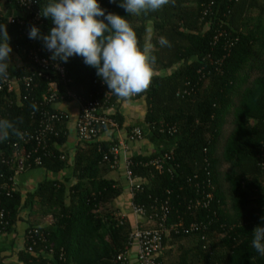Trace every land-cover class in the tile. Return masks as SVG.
I'll return each instance as SVG.
<instances>
[{"label": "trees", "instance_id": "obj_1", "mask_svg": "<svg viewBox=\"0 0 264 264\" xmlns=\"http://www.w3.org/2000/svg\"><path fill=\"white\" fill-rule=\"evenodd\" d=\"M210 1L174 0V4L159 11L137 17L127 15L118 6L120 0H98L105 14L111 12L129 20L141 48L147 32L152 30L149 43L156 57L154 75L149 89L133 99L145 97L150 129L157 137L175 143L165 151H173V176L141 165L157 154L132 157L134 175L146 181L133 201L150 208L155 198L169 196V222L180 216L187 224H206L205 230L166 237L161 257L164 262L264 264V256L252 247L253 230L264 227V169L260 165L264 142V0H214L216 14L203 17V6ZM48 2L37 0L34 11H29L15 0H0V25H6L12 48L9 55L19 59L14 69L9 67V73L12 77L32 74L30 87L20 84L14 92H7L6 88L0 91V119L16 122L21 132L36 130L43 112L56 109L44 101L51 81L59 83L62 101L69 100L68 90L84 99L99 98L108 107H116L122 100L109 91L96 69L86 65L81 56L63 61V79L38 75L28 49L37 47L43 55L52 54L45 47L43 36L54 24L42 15L39 36L29 43L18 20L33 16L37 10L42 13ZM220 22L231 39L237 41L225 59L223 73L202 79L198 70L207 65L205 56L211 54L214 59L225 54L224 40L218 47L212 44ZM161 36L167 37L171 48L159 44ZM169 70L173 71L166 73ZM193 85L195 90L183 95ZM114 117L121 126L122 117L118 113ZM229 117L232 129L224 137ZM164 124L177 126V134H160L159 128ZM55 127L59 135L49 139L53 154L43 157L39 167L60 172L69 167L55 146L67 141L66 122ZM16 140V136H10L0 141V157L12 152L7 143ZM222 141V154L218 155ZM114 144L93 142L79 146L74 161L75 184L67 187L57 180H44L34 192L25 195L13 183L16 169L0 163V210H4L7 222L5 227L0 225V233L24 220L31 226H40L48 235L46 243L35 244L34 253L24 246L18 253V264H129V260L118 261L117 257L125 251L133 226L114 207L122 188L105 177L112 169L103 160V152ZM31 146L35 144L28 147ZM224 166L228 167L226 171ZM207 171L215 185V201L209 210H188L189 201L197 195L195 185L206 178ZM25 210L27 215L23 218ZM45 219H49L47 224ZM48 249L53 250L51 257Z\"/></svg>", "mask_w": 264, "mask_h": 264}, {"label": "built area", "instance_id": "obj_2", "mask_svg": "<svg viewBox=\"0 0 264 264\" xmlns=\"http://www.w3.org/2000/svg\"><path fill=\"white\" fill-rule=\"evenodd\" d=\"M21 7L26 8L29 11H34V7L37 5V0H15ZM214 0H211L207 5L203 6V17H211L215 15L213 9ZM42 14L39 10L29 18L21 17L18 20V24L23 34L28 38L29 43H32L33 38L29 37V32L32 26L38 28V25L42 23L40 20ZM12 22L15 19H11ZM215 30L213 36V46H219L221 40L225 54L212 59V55L205 56V64L201 65L198 72L202 75V79L216 73H223V64L225 59L230 56L232 48L237 40H233L230 37V33L222 26ZM28 56L31 62L34 63L38 75H46L47 79H50L51 75L59 76L63 79L66 75V67L63 61L57 59L53 60L52 54L43 55L40 48L30 47L28 49ZM32 83L31 75H22L20 77H12L8 70V77L5 80H0V91L7 89V92H14L20 84H24L30 87ZM196 85L192 88H188L183 92L184 94H190L195 90ZM67 97L69 100L75 101L79 104L80 111L76 121V132L79 142L82 145L93 143L99 136V133L105 129L116 130L119 128L118 121L114 117L115 114L109 112L106 101H102L99 98H93L91 100L84 99L72 90H68ZM135 97V96H134ZM64 98L61 94V90L58 82L51 81L48 94L45 95L44 101L47 104H56ZM133 99V97L131 98ZM70 118L69 114L62 110H46L42 114V119L39 127L32 131H23V138L13 142H8V146L12 150L11 153L2 155L0 157V163L14 167L15 175L23 173L27 168L32 166L39 167L42 165L43 157L53 154V150L50 148L49 139L51 136H58L59 131L55 127V124H63ZM178 132V128L175 125L164 124L159 128V133L168 136H174ZM144 136L143 130L140 127L133 128L127 135L129 142H135L141 140ZM32 143L34 147H28ZM128 149V143L118 142L112 145L107 151L103 152V160L110 163L111 169H117L119 165V153ZM173 151L164 152L158 154L156 157L141 163L143 166H153L158 171H166L169 175L173 176L175 172V164H173ZM61 159H65V156H61ZM132 158H127L125 162V172L130 182V189L132 193L131 208L133 213L148 221L149 226L145 227L142 224H138L133 228L130 234V240L125 248V251L118 255L117 260L127 262L128 252L133 243L138 245V261L139 264H173L164 262L162 260V254L164 251V240L166 237L173 234L188 233L199 230H205L207 228L204 222L196 223L191 222L187 224L183 217L178 216L176 221L169 222L171 212L170 197L155 198L153 204L147 207L145 204H136L133 201L134 194L139 191H143L144 183L146 181L140 180L133 172ZM261 167L264 169V142L262 144V155L260 161ZM197 179L198 177L195 176ZM14 183V180H13ZM12 185H9V187ZM14 187V185H13ZM12 187V188H13ZM3 189V187H0ZM8 189V185L5 186ZM196 197L189 201L188 210L201 209L209 210L215 201L214 190L215 185L211 179V173L207 171L206 178L196 183ZM170 194V192H168ZM118 215L124 219V216ZM5 212L0 210V225L5 227L7 222L4 221ZM47 233L41 229L40 226H28L24 235V246L28 252L34 253V246L38 242H47ZM48 255H53V250L48 249ZM0 264H16L8 262L4 259L0 253Z\"/></svg>", "mask_w": 264, "mask_h": 264}, {"label": "clouds", "instance_id": "obj_3", "mask_svg": "<svg viewBox=\"0 0 264 264\" xmlns=\"http://www.w3.org/2000/svg\"><path fill=\"white\" fill-rule=\"evenodd\" d=\"M170 3L174 4V0H120L118 6L125 9L127 15L139 17L159 11ZM41 14L51 18L54 24L49 34L43 36L53 60L67 62L74 55L81 56L86 65L96 69L109 91L122 100H130L149 89L156 62L153 45L139 46L137 34L125 16L105 14L98 0H49L43 5ZM38 36L39 29L32 26L29 37ZM9 40L6 25H0V80L8 77L12 51ZM159 44L172 47L164 36L159 38ZM10 136L22 139L24 133L16 122L0 119V141ZM252 247L264 256V227L257 226L253 230Z\"/></svg>", "mask_w": 264, "mask_h": 264}, {"label": "crops", "instance_id": "obj_4", "mask_svg": "<svg viewBox=\"0 0 264 264\" xmlns=\"http://www.w3.org/2000/svg\"><path fill=\"white\" fill-rule=\"evenodd\" d=\"M151 27V22L148 24ZM152 30L147 32L145 37V44L149 43ZM10 68L14 69L17 65V57L11 56ZM173 70H169L166 73H171ZM54 108L57 110L65 111L69 114L70 118L66 122L67 141L62 145H55L56 148L61 151L65 158L68 160L69 167L63 169L60 172L48 171L42 167L31 168L23 173L16 174L14 177L15 186L20 189L25 195L27 192H34L39 183L44 180L59 181L65 184L67 187L76 183L74 177V161L77 149L82 146L76 132V121L79 115V104L72 100L60 101L54 104ZM109 112L112 114L118 113L122 117V125L116 130L105 129L103 130L95 142H109L128 143V149L119 153V165L117 169H112L105 175L106 178L114 181L123 190L122 194L114 201V207L117 212L124 216L132 223L133 228L138 224L149 225L148 221L144 218L136 216L131 208L132 193L130 189V182L125 172V162L127 158L136 156H150L153 154L164 153L167 149L174 146V142H171L165 138L157 137L150 129L146 122V114L148 110V104L145 97L137 99L121 100L118 106H111ZM136 127H140L143 130L144 136L141 140L135 142H129L127 139L128 133ZM22 217L26 218L27 211L22 212ZM46 224L49 219H45ZM45 224V225H46ZM27 221L21 220L12 227L10 230L0 233V253L4 259L11 263H19L18 253L24 247V235L28 226ZM129 264H139L138 261V245L133 243L128 252Z\"/></svg>", "mask_w": 264, "mask_h": 264}, {"label": "rangeland", "instance_id": "obj_5", "mask_svg": "<svg viewBox=\"0 0 264 264\" xmlns=\"http://www.w3.org/2000/svg\"><path fill=\"white\" fill-rule=\"evenodd\" d=\"M231 120H232V117H229L228 123H227V125L224 128V137H226L229 134V132L231 131V129H232ZM222 147H223V141L220 143V147H219V150H218V155L222 154ZM222 169L226 171L228 169V167L224 166Z\"/></svg>", "mask_w": 264, "mask_h": 264}]
</instances>
